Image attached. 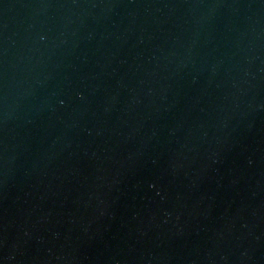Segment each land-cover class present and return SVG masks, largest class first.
Wrapping results in <instances>:
<instances>
[{
	"label": "water",
	"instance_id": "water-1",
	"mask_svg": "<svg viewBox=\"0 0 264 264\" xmlns=\"http://www.w3.org/2000/svg\"><path fill=\"white\" fill-rule=\"evenodd\" d=\"M0 264H264V0H0Z\"/></svg>",
	"mask_w": 264,
	"mask_h": 264
}]
</instances>
